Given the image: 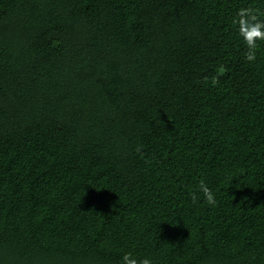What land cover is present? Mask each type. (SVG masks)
<instances>
[{"label":"trees","instance_id":"1","mask_svg":"<svg viewBox=\"0 0 264 264\" xmlns=\"http://www.w3.org/2000/svg\"><path fill=\"white\" fill-rule=\"evenodd\" d=\"M247 6L0 0V264H264ZM201 179L216 206L192 201Z\"/></svg>","mask_w":264,"mask_h":264},{"label":"clouds","instance_id":"2","mask_svg":"<svg viewBox=\"0 0 264 264\" xmlns=\"http://www.w3.org/2000/svg\"><path fill=\"white\" fill-rule=\"evenodd\" d=\"M231 25L245 45V61L255 64L257 53L261 50V45H264V8L260 6L239 8L231 19ZM211 84L213 87L218 86L219 76L212 77ZM137 151L140 149L138 148ZM201 196L208 205L216 206L218 203L215 193L204 179H201L191 191V199L194 203L199 201ZM121 264H153V261L148 257L141 259L127 252L121 257Z\"/></svg>","mask_w":264,"mask_h":264}]
</instances>
